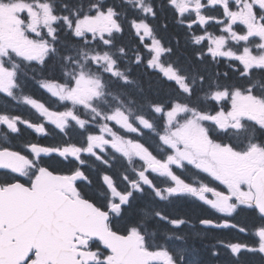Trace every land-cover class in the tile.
<instances>
[{"label": "snow or ice", "instance_id": "obj_1", "mask_svg": "<svg viewBox=\"0 0 264 264\" xmlns=\"http://www.w3.org/2000/svg\"><path fill=\"white\" fill-rule=\"evenodd\" d=\"M0 96V264H264V0H0Z\"/></svg>", "mask_w": 264, "mask_h": 264}, {"label": "flooded vegetation", "instance_id": "obj_2", "mask_svg": "<svg viewBox=\"0 0 264 264\" xmlns=\"http://www.w3.org/2000/svg\"><path fill=\"white\" fill-rule=\"evenodd\" d=\"M170 15V14H168ZM171 17V15H170ZM41 97L44 99H47V94L43 93L42 90H39ZM43 94H42V93ZM37 96V95H36ZM39 97V96H38ZM0 109L3 110H8V111H12L13 109H15L17 112H19L22 115L25 116H31V114H29V110L26 109L25 106L23 105H19L17 106L15 104V102H12L11 99L5 98L3 96H0ZM33 119L35 117H32ZM24 140H33V134H31L30 130H26L24 133ZM36 140H41L43 138L40 137H35ZM47 140H45L46 142ZM0 142H3V136L0 135ZM16 143H20V141H16ZM56 167L60 168L62 167V165L59 164H55ZM92 178L95 180V175L93 174ZM183 211L187 212L190 219L193 221V223H195L199 216L201 215V212L199 209L197 208H185L183 209ZM199 230V226L197 227V229L193 230V231H198ZM215 232L217 233V239L223 238L225 240H231L233 238H239L237 236L236 233L231 232L229 230H215ZM216 243L215 239L212 238H200V237H193L192 239L189 240V246L191 248L194 249L193 255H192V259L197 261V264H226V262L228 261L229 257L227 255V253L225 252L224 254H222L220 257H213L211 255V246L213 244Z\"/></svg>", "mask_w": 264, "mask_h": 264}, {"label": "trees", "instance_id": "obj_3", "mask_svg": "<svg viewBox=\"0 0 264 264\" xmlns=\"http://www.w3.org/2000/svg\"><path fill=\"white\" fill-rule=\"evenodd\" d=\"M168 22L171 24V17H170V15H168ZM220 70H221V71H227V70H228V68H227V62H225L224 66H222V67L220 68ZM28 91H29V92H33L35 95L39 96V98L43 99V98L41 97V94H40V92H39L38 89H36V88L30 86V87L28 88ZM41 93H42V92H41ZM42 94H43V93H42ZM44 99H46V98H44ZM46 142H47V141H46Z\"/></svg>", "mask_w": 264, "mask_h": 264}]
</instances>
